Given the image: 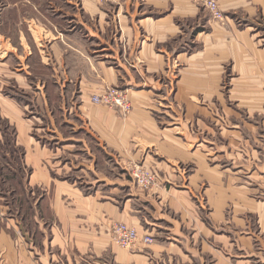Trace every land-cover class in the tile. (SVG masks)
Returning <instances> with one entry per match:
<instances>
[{
  "label": "crops",
  "instance_id": "1",
  "mask_svg": "<svg viewBox=\"0 0 264 264\" xmlns=\"http://www.w3.org/2000/svg\"><path fill=\"white\" fill-rule=\"evenodd\" d=\"M218 2L224 26L197 0L8 3L0 264H264V0ZM115 222L155 243L119 248Z\"/></svg>",
  "mask_w": 264,
  "mask_h": 264
},
{
  "label": "built area",
  "instance_id": "2",
  "mask_svg": "<svg viewBox=\"0 0 264 264\" xmlns=\"http://www.w3.org/2000/svg\"><path fill=\"white\" fill-rule=\"evenodd\" d=\"M110 3H120L121 0H106ZM211 19L222 25L226 24V17L221 10L218 0H197ZM92 103L118 111L124 118L133 111V106L127 93L117 87H106L102 93L92 97ZM130 175L135 184L143 191L150 192L160 185V177L143 165H130ZM111 238L115 245L124 250H135L139 247H149L155 243L150 234L141 235L138 230L126 223L115 222L111 226Z\"/></svg>",
  "mask_w": 264,
  "mask_h": 264
},
{
  "label": "rangeland",
  "instance_id": "3",
  "mask_svg": "<svg viewBox=\"0 0 264 264\" xmlns=\"http://www.w3.org/2000/svg\"><path fill=\"white\" fill-rule=\"evenodd\" d=\"M12 0H0V43L2 44V49H4V42L6 43V39H5V34H6V29H5V12H6V7L8 5L9 2H11ZM122 1V0H121ZM99 3L102 6H107L109 5L110 2L106 1V0H99ZM212 20V19H211ZM213 21V20H212ZM214 23H217L215 21H213ZM220 26H224L220 23H217ZM1 50V49H0ZM3 50H1V54L3 55ZM132 103V101H131ZM133 106V103H132ZM134 110V107H133ZM100 156V155H99ZM0 161H1V166L4 165V159L2 158V156H0ZM125 168V175L127 179H131V181L133 180L130 172H131V168L127 167L126 165L123 166ZM7 175H10V177H12L11 174H9L7 171H4V173L2 174L1 178H0V192H8V190H12L15 188L19 187L20 181L16 180V179H9ZM6 176V177H5ZM9 188V189H8ZM18 203L19 201V197H18Z\"/></svg>",
  "mask_w": 264,
  "mask_h": 264
},
{
  "label": "trees",
  "instance_id": "4",
  "mask_svg": "<svg viewBox=\"0 0 264 264\" xmlns=\"http://www.w3.org/2000/svg\"><path fill=\"white\" fill-rule=\"evenodd\" d=\"M13 2H20V0H12Z\"/></svg>",
  "mask_w": 264,
  "mask_h": 264
}]
</instances>
